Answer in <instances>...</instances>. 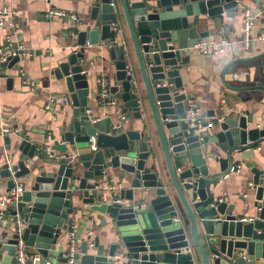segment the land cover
Returning a JSON list of instances; mask_svg holds the SVG:
<instances>
[{
	"label": "water",
	"instance_id": "water-1",
	"mask_svg": "<svg viewBox=\"0 0 264 264\" xmlns=\"http://www.w3.org/2000/svg\"><path fill=\"white\" fill-rule=\"evenodd\" d=\"M75 1L83 12L60 21V55L49 72L50 85L68 99L67 110L53 113L56 137L44 145L24 129L0 165L6 192L20 179L28 183L0 220V264H19V241L38 257L35 264H69L70 253L72 264L264 261V163L246 162L243 191L222 192L245 154L264 144V119L254 116L255 106L264 105V52L236 59L220 74L238 93L244 115L211 110L191 127L185 105L191 96L180 77L194 44L225 32L224 20L245 2L257 6L264 24V0ZM93 51L99 55L89 60ZM40 53L22 50L0 65L6 89L14 81L6 71ZM96 60L106 64L110 80L93 119L85 111L92 97L102 98ZM95 217L97 236L95 228L70 236Z\"/></svg>",
	"mask_w": 264,
	"mask_h": 264
},
{
	"label": "crops",
	"instance_id": "crops-1",
	"mask_svg": "<svg viewBox=\"0 0 264 264\" xmlns=\"http://www.w3.org/2000/svg\"><path fill=\"white\" fill-rule=\"evenodd\" d=\"M1 6L13 12L15 28L0 29V46L4 45L6 36H9L10 40L21 46L23 50H41L42 53L34 57L27 55L20 67H14L16 71H6L7 76L14 77L10 90L6 89L4 80L0 82V128L5 126L12 130L9 135V145L5 142L6 138L0 137V165L9 157L12 148L19 141L17 135L20 131L26 129L28 134L35 140H42L44 145L48 142V137L51 141L53 137H56L54 114L68 109V99L62 89L50 85L53 77L49 75V72L56 66V59L60 55V45L57 44V41L62 43L64 31L61 29L62 24L59 20H48L46 14L50 9L79 15L83 12L75 0H50L49 3L46 0H0ZM244 8L247 10L242 11ZM241 9L235 18L224 20L225 32L221 31L215 36L205 38L217 44L221 43L222 40L228 42L229 45L225 47L224 52L218 55H202L194 49L190 54L188 64L181 71L180 77L184 91L191 96L185 105L194 103L204 118L206 113L211 110L224 112V114L241 112L243 115L246 111L245 105L238 98V93L227 89L220 79V74L228 63L264 52V34L262 31L264 24H260L258 21V18H261L260 11L251 2H245V7ZM246 11L254 18L250 30L251 42L248 50H245L241 42ZM124 36L125 44L130 47L128 36L126 34ZM88 55L89 60H93L99 53L93 51L89 52ZM102 56L104 57L103 54ZM105 57H107L106 54ZM91 63L94 65L92 69L95 71V75L100 74L98 79H105L108 83L110 77L106 73L108 69L105 68L106 64L101 60ZM17 72L21 73L23 79L17 76ZM225 80L229 81L231 77L225 75ZM53 96H57L54 106L51 101ZM62 99L66 100L64 108L59 105ZM102 102L103 98L101 101H95L93 97L91 98L89 101V109L92 111L91 118L98 119L102 111L98 106ZM254 116L257 121L261 118L264 119V105L255 106ZM260 125H264V122H260ZM151 129H153L152 126ZM245 157L246 160L241 163L240 172L233 177L231 176L230 180L223 181V194L230 195L243 191L240 186L242 179L248 178L250 180V174L246 171L245 164L247 162L258 168L263 166L264 144L247 152ZM160 163H163L161 156ZM248 180L246 182L249 184L250 181ZM17 183L23 185L24 189L28 186L26 179H20ZM5 193V180L0 179V202ZM98 225L99 220L95 217L93 222L90 221L87 225L75 226L76 229H73L72 232L81 230L85 235L88 228H95L92 236H97L100 232ZM259 264H264V261H260Z\"/></svg>",
	"mask_w": 264,
	"mask_h": 264
},
{
	"label": "built area",
	"instance_id": "built-area-1",
	"mask_svg": "<svg viewBox=\"0 0 264 264\" xmlns=\"http://www.w3.org/2000/svg\"><path fill=\"white\" fill-rule=\"evenodd\" d=\"M13 12L10 11L8 8L1 6L0 7V29H4L6 27H9L11 29L15 28V24L13 21ZM76 14L64 12L61 10L56 9H50L46 14V19H57L59 21L64 19H76ZM254 18L250 15L248 11L244 13V23L242 28V44L245 49H247L250 46L251 38H250V30L253 25ZM229 43L225 40H222L221 43L217 44L216 42L210 40V39H201L196 44H194V49L202 54V55H218L220 53L224 52V49L226 46H228ZM23 48L21 46H18L14 44L9 38V36H6L5 43L3 46H0V65L7 63L9 59L16 56L17 52L22 51ZM100 90H101V97L103 99L107 98V90H108V83L105 79L100 80ZM66 103L65 99H62L59 102V105L64 108ZM108 104L113 105L114 102L108 100ZM86 115L91 118L92 111L91 109H87L85 111ZM186 113L187 117L186 120L189 122L191 127H196L199 123V120L201 118V112L199 108L194 104L190 103L186 106ZM95 121V120H94ZM12 133V130L9 128L2 126L0 128V137L5 138L9 136ZM51 139L48 137V142H50ZM45 154L48 157H52L53 154L50 151L49 148L45 149ZM24 187L21 184L16 183L15 186L10 189L8 192H6L0 202L1 210H0V220L3 219L5 216V207L8 201L10 200H16L21 193L23 192ZM115 203H119V200H115ZM90 234V232H88ZM74 233L71 231L70 236L73 237ZM16 260L19 264H24L26 261L31 260L34 264L38 262V257L29 249H26L25 245L22 241H19L16 245V252H15ZM72 253H70L68 257V263L72 264Z\"/></svg>",
	"mask_w": 264,
	"mask_h": 264
}]
</instances>
